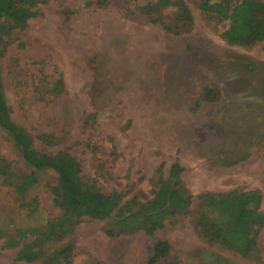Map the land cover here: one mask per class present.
<instances>
[{
	"label": "rangeland",
	"instance_id": "obj_1",
	"mask_svg": "<svg viewBox=\"0 0 264 264\" xmlns=\"http://www.w3.org/2000/svg\"><path fill=\"white\" fill-rule=\"evenodd\" d=\"M182 1L192 16L184 28L176 23L178 10L159 14L157 0L37 6L24 29L4 35L6 119L27 130L37 152L59 158L81 180V190L114 193L121 204L134 197L146 202L157 179L178 162L184 189L194 198L258 190L264 212V42H226L221 33L227 22L207 19L198 0ZM58 79L64 89L55 95L50 89ZM208 91L213 98L206 101ZM0 155L13 175L26 168L1 129ZM3 180L0 234L42 228L60 215L52 172L40 174L24 193L13 189L16 180ZM33 198L34 215L17 209ZM191 207L190 215L168 219L153 236L135 231L108 238L106 221L85 220L63 241L38 244L21 260V247L4 248L0 238V264H43L68 242L74 244L72 264H148L155 240L171 247L156 264H264V228L259 255L243 257L201 239L194 227L196 199ZM214 210L209 203L203 209L216 216Z\"/></svg>",
	"mask_w": 264,
	"mask_h": 264
},
{
	"label": "trees",
	"instance_id": "obj_2",
	"mask_svg": "<svg viewBox=\"0 0 264 264\" xmlns=\"http://www.w3.org/2000/svg\"><path fill=\"white\" fill-rule=\"evenodd\" d=\"M49 0H0V56L4 35L16 29H24L27 21L38 15L35 9ZM105 3L108 0H98ZM199 9L207 19L227 22L221 38L231 44H254L264 42V4L259 0H198ZM176 9L180 18L176 23L181 28L192 22L189 8L182 0H157L156 10L161 14ZM160 21V20H159ZM171 32L170 25L164 26ZM174 24V23H173ZM62 79L56 80L50 91L59 95L63 92ZM213 98L208 91L204 97ZM8 109L0 74V129L13 141L25 165L17 176L13 175L4 158L0 155V177L14 179L12 187L17 193H24L37 184L40 174L52 172L56 185L51 188L53 204L60 210L58 217L47 219L42 228L17 230L13 234L1 232L4 248L21 247L17 258L25 259L26 252L38 244H56L75 232L76 227L85 220L106 221L104 233L115 238L124 233L142 231L153 236L164 227L165 222L176 216L191 214L193 199L198 208L194 227L197 234L209 243H215L237 252L243 257L259 255L258 237L264 228V212L261 210L262 195L258 190L228 193H204L195 198L187 193L181 181L183 168L178 162L171 165L166 178H158L151 198L146 202L137 197L121 204L114 194H105L97 189H82L81 180L58 164L56 157L37 152L33 147V138L27 130L7 121ZM159 172V170H158ZM18 179V180H17ZM213 204L217 215L203 211L206 204ZM17 209H25L27 215L38 211V202L33 198L30 203L21 202ZM215 210L213 213H215ZM32 236L31 242H23ZM23 243V244H22ZM74 244L68 242L52 251L43 264H72ZM171 253L170 245L155 240L148 264H156ZM28 257V256H27Z\"/></svg>",
	"mask_w": 264,
	"mask_h": 264
}]
</instances>
